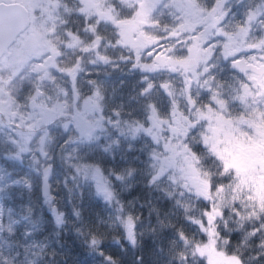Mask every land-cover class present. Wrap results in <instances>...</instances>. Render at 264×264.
<instances>
[{"label": "trees", "instance_id": "trees-1", "mask_svg": "<svg viewBox=\"0 0 264 264\" xmlns=\"http://www.w3.org/2000/svg\"><path fill=\"white\" fill-rule=\"evenodd\" d=\"M74 18V14H66L63 18L59 30L63 40L68 39L67 33L74 27ZM77 21L84 25V19L80 16ZM79 31L86 40L91 39L83 27ZM130 56L126 49L123 64L99 62L92 65L91 57L87 54L83 57L84 71L74 82L79 103L92 94L93 86L90 81L101 85L103 99L100 100V111L106 121H111L104 134H101L102 138L84 142L69 114L60 118L59 123L53 121L36 128L34 131L37 138L33 139L29 150L18 158L12 155L15 149L9 143L11 132L7 129L0 130V264H109L106 256L113 257L115 264H209L206 256L193 254L189 250L180 233L183 232L189 240L206 239L199 225L193 221L203 219V212L209 207L210 201L185 190L177 192L174 181H170L168 176H157L155 157L166 153L161 147H157L144 129L149 126L150 105L158 102L161 105L159 109L162 110L160 116L167 118L169 116L164 104L170 101L166 96L156 99L153 92H143L147 75L129 62ZM74 61L69 56L63 62V67L72 65ZM148 78L153 82V78ZM57 79L66 83L68 95L71 96L73 88L70 87V79ZM33 86L32 81L25 84L21 99H25ZM76 108H80V105L77 104ZM114 117L118 120V126H111ZM62 119L68 120L67 127H64ZM136 127L141 132L138 136H133L131 131ZM44 128L48 131L43 143L41 130ZM121 129L127 132L124 138L118 136ZM198 137L199 130L192 129L188 143L199 156L201 168L207 173L215 194L216 186L223 185V188H227L232 184L235 171L209 155ZM66 139L68 143H65ZM108 146L112 148L109 150ZM44 151H49L53 159L57 160L54 165L55 174L50 178L53 196H66L68 188L86 186L87 194L84 195L83 204H77L79 215L71 205L65 204L61 210L65 212L67 223L59 228L49 211L50 206L44 203L42 187L37 188L33 184L30 190L12 184L16 179H32L34 160L45 159ZM101 155L109 162L114 160L112 166L117 171L123 168L126 177L129 168L136 170L132 177L123 182L116 181L114 177L109 179L111 190L114 187L116 189V198L112 201L106 200L102 193L101 197H97L96 183H82L72 166V163L78 162L98 166L104 178H109L98 164ZM36 165L39 167L38 163ZM174 170L167 169L169 173ZM74 180L76 185H73ZM148 181H151V185ZM121 204L122 211L119 210ZM235 207L239 209V213L233 211V204L230 203L223 209V216L216 221L218 249L228 256H239L243 264H264V227H261L264 225L263 218H247L250 210L239 199H235ZM27 212L33 213V221L15 223L16 219ZM128 214L136 217L135 244L125 239L124 229L118 219ZM253 232L256 234L251 235ZM93 234L102 239L104 255L85 240L84 235ZM38 242L45 245L43 258L36 263L26 262L29 245ZM181 252L185 253L186 259L180 257Z\"/></svg>", "mask_w": 264, "mask_h": 264}, {"label": "snow or ice", "instance_id": "snow-or-ice-1", "mask_svg": "<svg viewBox=\"0 0 264 264\" xmlns=\"http://www.w3.org/2000/svg\"><path fill=\"white\" fill-rule=\"evenodd\" d=\"M162 3L165 0H146V3H138L133 10L131 16L121 18L118 20L112 14V8H106L104 4L95 5L89 2V0H80L81 7L78 9L81 15H85L86 19H90L93 15L97 17L94 24H87L85 31L90 30L93 34V40L88 43L82 44L81 39L76 33L69 32L67 35L71 38L69 44L70 47H76L82 45L81 51L87 54L90 51H95L98 60L105 63L110 61V57L104 55L99 51L102 40L104 39L98 34V29L102 23L111 21L116 28L114 32V39L109 43L116 47H125L131 53V57L134 58V67H138L146 72H154L159 69H168L172 72H178L184 78L185 91L188 96L187 99L190 105L195 108L197 103L196 99L192 96L193 83L200 84V78L205 76L211 71V67H216V61L226 62L233 70L242 72L245 74L247 80L252 82L253 87H258L260 72L259 69L264 67V38H260L256 42L242 43L237 39V36L233 32L229 31L225 27V21L228 16V12L225 10L224 0H211L210 3L204 4L202 7H197L194 4L188 2V0H167L165 6L169 9L173 24L171 27L165 25V32L169 38L178 39L181 35H187L193 33L185 41H181L183 44L182 54L176 55L175 46L164 48L161 47L157 50L155 45L159 44L162 37L158 35H145V26H160V20L156 17L155 13L160 9ZM195 10V11H193ZM44 11H47L45 8ZM69 11H71L69 9ZM141 15L143 17L142 23L137 25L134 30H129L122 21L131 20L134 16ZM202 27H199L201 26ZM54 31L53 28L46 27L43 23L40 25L38 38L33 40L31 37L20 42V47L17 50L9 49L3 41H0V92H3L5 87L12 81L22 79L28 72H36L38 75L35 80L40 83H34L33 88L25 96L24 107L28 106V102L32 101L33 111L26 116L21 117V126H25L31 131L38 124H48L50 120L49 113H53L58 107L53 104L49 99L46 103H36L38 98L45 95V88L43 81L48 78L55 86L56 77L53 75L51 69L55 68L57 72L67 75L74 83L79 74L84 71L83 56L77 57L76 61L66 67H62L58 62L59 56L63 53L59 46L49 38V34ZM241 31H246L241 28ZM258 52L259 55H251L245 58L243 52ZM147 55L150 62H143L142 57ZM122 59H125L122 57ZM249 69L251 71L249 72ZM146 87L143 89L144 93H148L153 88V83L145 77ZM210 81H215L214 76H209L208 79L203 80V85L208 86L210 93V101L216 100V95L213 93L212 85ZM92 87V94L88 98L90 101H96L97 103L103 99L101 93V85L96 81H90ZM58 87V86H57ZM161 87L166 93L171 96V82H163ZM249 90V86L245 85V91ZM63 91V90H60ZM11 99V97H10ZM52 105L48 107V105ZM211 109V104L208 105ZM151 108V121L156 123L157 111L155 105H150ZM176 108L174 102L170 104L171 116L175 113ZM88 112V101H85V108L81 112H76L71 117L76 122V126L79 127L80 121L85 119ZM198 116H204L205 113L196 109ZM15 115V114H14ZM119 115V113H116ZM190 120V117H186ZM27 121V123H25ZM11 122V121H10ZM96 126H99L97 122ZM67 127V125H65ZM142 127V126H141ZM139 131L140 128L135 129ZM151 132V128L144 129ZM191 131V128L188 130ZM21 137H25V133H20ZM92 138V133H88V139ZM27 140L30 141L31 137L28 136ZM69 141L66 139L65 143ZM19 143V142H18ZM26 147L23 143L20 144V151H26ZM171 157H167L165 164L161 166L160 171L163 172L167 166H172L175 163V157L180 155L176 147H171ZM184 163L181 167L182 178L185 181V186L194 188L197 195L204 197L210 201V205L203 212V219L194 220L193 222L198 224L201 231L205 234L206 239L203 241L189 240L183 232L180 233L181 238L185 241V245L189 250L195 254L200 253L204 255L206 250L216 243V237L219 236L217 231L216 221L222 217L224 212L223 208L216 200L223 201L222 195L223 185L215 187V196L213 195V185L210 181L206 180L193 166V157L190 154L184 155ZM79 171V169H77ZM100 172V169H96L93 175L95 176ZM85 175H87V165L85 166ZM156 177H153L155 180ZM102 178L97 177V191L104 195V198L108 201L115 199L114 192L107 186L106 180L101 183ZM235 199L230 201L233 204V211L239 213V209L235 207ZM123 210V205H120V209ZM2 212V208H0ZM264 213V207H261L259 211H256L253 207L252 211L248 212L247 218L256 217ZM58 222L60 218L57 217ZM120 219V217H118ZM189 219H192L191 217ZM121 224L124 231L127 234L128 239L135 243L136 240V217L132 214H128L121 219ZM261 227H264L262 225ZM256 231H259L257 229ZM253 232L251 235H255ZM91 247L100 251L101 255H104L102 251V239L95 234L91 236L89 241ZM182 259H186L184 252L180 253ZM233 258L237 264H243L239 256L233 254ZM258 258V257H257ZM106 261L109 264H115L113 257L106 256Z\"/></svg>", "mask_w": 264, "mask_h": 264}, {"label": "rangeland", "instance_id": "rangeland-1", "mask_svg": "<svg viewBox=\"0 0 264 264\" xmlns=\"http://www.w3.org/2000/svg\"><path fill=\"white\" fill-rule=\"evenodd\" d=\"M0 1H11V0H0ZM13 1H21L23 4L29 6L30 10L34 13L35 22L33 26L30 27V32H32L34 36V40L38 38V33L40 30V25L43 23L48 28H53L49 34V38L55 44L63 43L64 46L70 47L69 44L71 42L70 37L66 40L68 44H65V41L60 38L57 33L60 30L61 25L66 16V14H73L79 12L77 9L81 7L80 0H13ZM109 2L111 0H89L90 3L99 5L104 4L105 2ZM123 6L125 7V11H132L135 4H130L127 0H120ZM139 3H146V0H139ZM253 8L256 16L260 13H264V0H261V5L256 7V1L252 0ZM112 4V2H111ZM47 11H44V9ZM69 9L71 11H69ZM81 16V14L79 15ZM83 16V15H82ZM86 16V14L84 15ZM83 16V18H85ZM143 19L141 15H138ZM133 17L131 20H125L124 25L129 30H134L137 25L140 24L138 22L139 17ZM254 16V17H256ZM257 18V17H256ZM90 32V31H89ZM80 36L79 38L82 41V44L88 43L91 40H86L84 37ZM245 40V39H244ZM82 45H80L76 51L77 56H83L87 54H91L93 51L84 54L81 51ZM19 49V47H15L14 50ZM74 53V50L69 49ZM131 55V53H130ZM131 57V56H130ZM75 62V61H74ZM73 62V63H74ZM129 62L134 64V58H129ZM72 63V64H73ZM147 77H151L150 72H146L141 69ZM38 73L29 72L26 76H31V78H22L12 81L8 84L3 92H0V130H8L9 135V143L15 149V152L12 154L14 157H20L22 153H25L29 150V147L33 143V139L37 138L36 132L34 131L36 128H39L42 124H38L31 131L25 126H21V117L26 116L28 113H31L33 109L30 108L31 101L28 102V106L24 107L25 99H21L23 94V89H25V84L28 81H32L33 83H40L35 80ZM56 81L55 86L53 83L46 78L43 81V85L45 88V95L41 98H38L36 103H46L49 99L52 100L53 104L58 107L55 109L53 113H49L50 116L49 123L53 121H57L59 123L60 118L66 117L71 114L72 116L76 112H81L85 108V101H88V112L85 119L80 121L78 130L82 138H84V142L89 143L91 140L102 138L101 134H104L105 129L108 127V123L111 124V121H106L101 114V104L100 101L97 103L96 101H90L86 97L80 103V99L77 96V92H75V84L71 81V79L62 73L55 72ZM57 78H69L70 79V87L73 88V94L71 96L68 95V91L66 89V83L63 81H59ZM152 78V77H151ZM149 79V78H148ZM153 83V82H152ZM58 86V87H57ZM245 88V87H244ZM63 90V91H60ZM184 95V94H183ZM11 97V99H10ZM183 96L177 94V100L181 101ZM69 100V101H68ZM235 101L238 106V113H224L223 110L211 111V112H203L204 116L197 115V128L199 132V137L202 136L201 143L206 144L208 147L206 148L209 155L216 157L220 162H222L226 167L231 168L235 171L232 184L223 188L222 195L224 197L223 201L216 200L217 203L221 205L224 209L230 203H226L227 201H232V199L238 197L239 200L243 201L244 207L252 211L253 207H255L256 211H259L261 207H264V94L260 93L256 87L252 88V91L249 89L248 93L243 89L242 91L239 89L237 95L235 97ZM77 104L80 105V108H76L77 110L72 111V108ZM70 105L72 107H70ZM52 105H48L51 107ZM71 109V110H69ZM159 111H157L156 123H152L149 117V126L147 128H158L159 126ZM15 114V115H14ZM110 119V118H109ZM60 120V121H59ZM11 121V122H10ZM63 125L68 124L67 119H62ZM116 121V122H115ZM205 121V122H204ZM99 122V126L96 124ZM201 122H204L203 129ZM27 123V121H25ZM48 123V124H49ZM62 123V122H61ZM115 123V124H114ZM46 125V124H45ZM118 126V120L116 117L113 118V122L111 126ZM137 128V127H136ZM135 128V129H136ZM131 131L133 136H138L141 132L136 130ZM202 129V131H201ZM41 141L44 143L47 137V128L41 130ZM24 132L25 137H21L20 133ZM92 133V138L88 139V133ZM149 136L159 138L160 145L164 147L168 151V156L164 154V157L161 161L157 160L155 162V168L157 171V176H168L170 181H174L176 185L177 192L187 191L191 194L197 195L194 188L186 187L185 181L182 178L181 167L184 163V155L189 153V144L185 143L181 138L178 139H170L168 138V134L165 133H157L156 129H152L151 132L145 131ZM8 136V135H7ZM30 136L31 140L28 141L27 137ZM118 136L124 138L127 136V132H124V129H121L118 133ZM39 137V136H38ZM165 138V143L162 142V138ZM19 142V143H18ZM23 143L26 147V151H20V144ZM114 145V143H113ZM116 145V144H115ZM114 147V146H113ZM171 147H176L177 151L180 155L175 157V163L172 166H167L164 168V171L161 172L160 168L165 164L166 158L172 156V152L170 151ZM190 147V146H189ZM109 150L112 148L111 146L107 147ZM157 153V152H156ZM161 154V152H160ZM69 157V156H68ZM76 159L75 157H73ZM87 164L72 163L74 172L78 178L83 182H93L96 183L97 187V177H101V183L105 180L107 182V186L110 188V180L109 178L103 176V173L98 166L87 165V175H85V166ZM193 166L195 169L206 179L208 180L207 173L201 168L200 163L197 160H193ZM35 167L37 165L35 164ZM38 168V167H37ZM100 169V172L95 176L93 173L96 169ZM79 169V171H77ZM167 169H175L172 173H169ZM42 172V169H41ZM14 181H18V183L12 182V184L16 186H22L27 189H30L28 184L23 179H16ZM111 189V188H110ZM215 196V194H213ZM96 196L101 197V193L96 191ZM205 199L202 196H199ZM237 199V200H238ZM50 211V208H49ZM51 212V211H50ZM52 213V212H51ZM32 212H27L23 214L20 219H16L15 223L20 224L23 221L31 222L33 221ZM264 220V213L260 215ZM120 217V222H121ZM35 227V224H34ZM33 227V228H34ZM36 228V227H35ZM33 232V231H32ZM125 232V231H124ZM85 240L90 241L91 236L84 235ZM125 239L133 244L127 237L125 232ZM218 237H216V243L211 245L205 252L204 256L207 257L209 264H237L236 260L224 254L220 249H218ZM28 247V246H27ZM45 245L42 242L33 243L32 246L29 245L26 262L28 263H36L44 256Z\"/></svg>", "mask_w": 264, "mask_h": 264}, {"label": "flooded vegetation", "instance_id": "flooded-vegetation-1", "mask_svg": "<svg viewBox=\"0 0 264 264\" xmlns=\"http://www.w3.org/2000/svg\"><path fill=\"white\" fill-rule=\"evenodd\" d=\"M125 1V0H124ZM129 1V0H127ZM137 1H129L130 4H135L137 5L139 2ZM261 1V0H260ZM6 2H14L13 0L11 1H6ZM21 2V1H17ZM112 2V4H111ZM167 0H165V3ZM189 3L196 5L198 8L202 7L206 3H210L211 0H188ZM225 2V10L228 12L227 19L225 21V27L233 32L234 35L237 36V39L240 40L242 43H250V42H256L260 38H264V13L258 14L256 16L255 10L253 8V3L252 0H224ZM22 3V2H21ZM165 3H162L160 6V9L157 10L155 13L156 17L160 20V26L155 27V26H145L144 32L145 35H158L162 37L160 43L155 45L157 50H160L161 47L163 46L164 48L175 46L176 55L182 54L183 51V44L181 41H185L188 38H190L193 33H188L187 35H181L179 36L178 39H173L169 38L167 33L165 32L164 26L167 25L169 27L172 26L173 20L171 13L169 9L165 6ZM25 5V4H24ZM100 5V4H99ZM261 3H256V7L258 8ZM263 5V3H262ZM261 5V7H262ZM27 9L29 10L30 13V18L31 22L29 27L22 32L15 43L11 46V49L14 50L15 47H20V42L31 37L34 40V36L32 32H30V27L33 26V23L35 22L34 18V13L30 10L29 6L25 5ZM104 6L106 8H112V14L120 20L121 18H126L132 15L133 10L136 8L134 6L133 10L126 12L125 7L121 3L120 0H111L107 1L104 3ZM78 10V9H77ZM195 11V10H193ZM75 15L74 22H73V29L71 32L76 33L79 37L81 36L79 28L83 27L85 29V26L87 24H94L97 17L93 15L90 19L83 18L81 15L80 17L84 19V25L81 24V21H77V17L80 15L79 12L73 13ZM138 16V15H137ZM136 16V18H137ZM256 16V17H254ZM85 17V16H84ZM135 17V16H134ZM139 21L142 23V20L140 16ZM125 21V20H124ZM122 21L123 23H125ZM72 25V26H73ZM199 27H202L199 26ZM241 28L245 29L246 31H241ZM85 31L87 35H90L91 39L93 40V34L91 31L89 32ZM116 31V28L113 26V23L111 21H106L105 23H102L98 29V34L101 35L104 39L101 42L99 51L102 52L104 55H107L110 57V61L107 63L110 64H115L116 62L123 64L125 63V50L127 48L125 47H116L110 44L109 42L114 39V32ZM59 34V30L57 31ZM89 33V34H88ZM60 37V35H58ZM84 37V36H83ZM82 38V37H81ZM85 38V37H84ZM71 39V38H70ZM90 39V40H91ZM245 39V40H244ZM65 44H68L66 40ZM59 48L62 51V55L59 56L57 62L63 67V62L65 59H67L69 56H72V61H76L77 56V51L76 49L79 46L76 47H67L64 46L63 43L58 44ZM69 49L74 50V53L72 51H69ZM15 51V50H14ZM129 52V50H128ZM242 55L245 58H248L251 55H259L258 52H243ZM90 58V64H98L99 62H103L101 60H98L95 54V51H93L91 54H89ZM143 62H150V59L147 55H144L142 57ZM105 63V62H103ZM216 67H211V71L206 74L205 76L200 78V84L193 83L192 85V96L193 98L196 99L197 103L195 105V108H193L188 99H187V92L185 91V84H184V78L181 76L180 73L178 72H172L168 69H159L151 73V77L153 78V88L150 90L153 92V95L155 96L156 99H160L161 96H166L170 102H165L164 107L167 112V115L169 117L163 118L158 114L159 116V126L158 128H151L156 129L157 133L163 135L165 133L168 134V138L174 140L181 138L187 145L189 144L188 141L190 139V132L188 131L189 128L194 129H200L197 128L198 120H197V112L196 109H199L201 112H211V111H217V110H223L224 113H238V106L237 102L235 101V97L237 95V92H239V89L242 91L243 89L245 90V85L249 86V89L252 91V82L247 80L246 76L244 73H240L236 70H233L232 68L229 67V65L226 62L219 61L217 60L216 62ZM53 75H55L56 69L53 68L51 69ZM251 69H249V72ZM143 72V71H142ZM260 72V71H259ZM29 73V72H28ZM27 75V74H26ZM24 75L23 78H31V76H26ZM209 76H214L215 81H210L209 83L212 85L213 93L216 95V100L215 101H210L209 96V90L208 86L203 85V80L208 79ZM56 77V76H55ZM171 82V96H169L166 91L161 87V84L163 82ZM260 93L264 94V73H260V78H259V84L258 87H256ZM248 93V91H245ZM183 96V100L178 101L177 100V94H180ZM184 94V95H183ZM174 102V106L176 108L175 113H173L171 116L169 115L170 113V104ZM211 104V109H209L208 105ZM156 107V111H159L160 113L162 110L159 109L161 105H158V102H153V104ZM73 110H77L76 106L73 107ZM186 117H190L191 119L188 120ZM205 122V121H204ZM204 122H201L202 127ZM75 127L76 122H75ZM205 127H203L204 129ZM202 131V129H201ZM200 132V131H199ZM202 136L198 137L199 140L202 141ZM152 141L157 145V147H161L163 151L168 156V151L162 145H160L159 138L155 139V137H152ZM162 142L165 143V138H162ZM204 147L207 148L208 146L204 144ZM189 153L193 157V160H197L200 163L199 156L195 151L189 147ZM163 155L161 156H156L155 158L157 160H162L164 157Z\"/></svg>", "mask_w": 264, "mask_h": 264}, {"label": "clouds", "instance_id": "clouds-1", "mask_svg": "<svg viewBox=\"0 0 264 264\" xmlns=\"http://www.w3.org/2000/svg\"><path fill=\"white\" fill-rule=\"evenodd\" d=\"M71 138V137H70ZM45 159L42 161H35L34 164L38 163L39 167H33L32 168V179H26V183L28 184L30 190L33 187V184L38 187H42V192L44 195V203L48 204L50 206V211L52 212V216L55 220L56 226L59 228L60 226L67 223L65 219V212L62 209V207L67 205H71L76 212L77 215L80 213V209L77 208V204H83L84 195H86V186H80V187H70L68 188V192L65 195L61 196H53L51 194V184L49 183V180L52 176L55 174V168L54 165L57 164V160L53 159L52 155L49 154V151L43 152ZM98 164L101 166L102 170L108 175L109 179L113 178L116 181H125L126 178L132 177V174L134 171H136L134 168H129L127 170V177L124 174V169L121 168L120 171H117L114 166V160L112 162H109L106 157L101 155L98 159ZM42 169V172H41ZM14 183H18V181H13ZM76 180L73 181V185H76ZM149 185H151V181H148ZM90 191V190H87ZM113 192L116 191L115 187L112 190ZM59 205V206H58ZM57 217L60 218V221L58 222ZM135 244V243H133Z\"/></svg>", "mask_w": 264, "mask_h": 264}, {"label": "water", "instance_id": "water-1", "mask_svg": "<svg viewBox=\"0 0 264 264\" xmlns=\"http://www.w3.org/2000/svg\"><path fill=\"white\" fill-rule=\"evenodd\" d=\"M30 22L29 10L23 3L0 1V41H3L9 49L18 36L29 27ZM259 71L264 73V67H261ZM32 103L31 101L30 106L33 109Z\"/></svg>", "mask_w": 264, "mask_h": 264}]
</instances>
